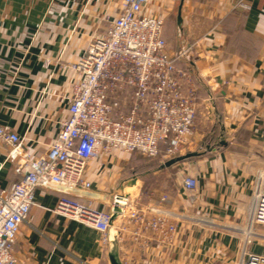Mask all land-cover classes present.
<instances>
[{
	"label": "crops",
	"instance_id": "0c3cea01",
	"mask_svg": "<svg viewBox=\"0 0 264 264\" xmlns=\"http://www.w3.org/2000/svg\"><path fill=\"white\" fill-rule=\"evenodd\" d=\"M239 1L151 0L146 9L164 20L167 52L199 43L178 65L192 75L185 91L193 89L198 103L187 150L210 151L149 175L153 182L141 195L148 174L136 173L134 154L114 151L89 164L92 187L77 198L101 211L111 210L116 195L130 196L145 212L154 204L170 215L179 236L166 246L136 240L123 218L103 245L93 228L53 212L60 191L40 188L14 245L19 264H113V258L118 264H239L245 249L264 254L263 231L245 246L264 171V0H246L247 10L237 8ZM119 12L120 0H0V125L17 132L32 157L47 152L68 117L76 75L64 65L76 62L93 36L107 34ZM9 151L0 143V191L20 180ZM167 151L162 144L158 166ZM187 177L198 181L193 193L184 188Z\"/></svg>",
	"mask_w": 264,
	"mask_h": 264
},
{
	"label": "built area",
	"instance_id": "2783aa9c",
	"mask_svg": "<svg viewBox=\"0 0 264 264\" xmlns=\"http://www.w3.org/2000/svg\"><path fill=\"white\" fill-rule=\"evenodd\" d=\"M150 1L120 0L119 15L108 33L93 36L85 53L64 65L76 75L67 97L68 117L45 154L32 157L19 134L0 125V143L10 147L7 160L16 159L20 177L11 190L0 191V264H19L14 245L40 188L60 191L53 212L93 228L103 245L111 243V232L123 218L136 240L152 239L166 246L179 236L170 215L154 204L145 212L131 204L130 196L116 195L111 210L101 211L77 199L92 187L86 174L93 160L114 151L157 160L160 145L169 137L167 159L190 145L198 103L193 89L185 91L192 86V75L178 64L190 58L199 43L187 44L175 54L167 52L164 20L147 13ZM237 6L249 8L246 0ZM183 185L191 193L198 189L194 177L185 178ZM166 200L167 195L160 196L161 203ZM253 203L245 246L258 239L256 230L264 227V171L256 181ZM239 264H264V254L245 249Z\"/></svg>",
	"mask_w": 264,
	"mask_h": 264
},
{
	"label": "water",
	"instance_id": "95a60500",
	"mask_svg": "<svg viewBox=\"0 0 264 264\" xmlns=\"http://www.w3.org/2000/svg\"><path fill=\"white\" fill-rule=\"evenodd\" d=\"M179 16H181V10L179 11ZM210 149L211 148L206 147V149L203 150V147H202L199 150H185L182 153H180L179 155L169 158L166 162L160 163V165L158 166L157 172L161 173L162 171H164L168 168H171L172 166H175V165H177L181 162H184L188 159L201 157L204 154H206L208 151H210ZM136 180H137V178L134 177L131 183L134 184ZM113 264H118V262L114 258H113Z\"/></svg>",
	"mask_w": 264,
	"mask_h": 264
},
{
	"label": "rangeland",
	"instance_id": "374dc122",
	"mask_svg": "<svg viewBox=\"0 0 264 264\" xmlns=\"http://www.w3.org/2000/svg\"><path fill=\"white\" fill-rule=\"evenodd\" d=\"M136 156V159L138 160V162H140V164L137 166V170H136V173H140V175H144V174H148V177H144L141 179V181L144 183V185H142L141 188V193H144V191L146 190V186L147 184H150L151 180L150 179L151 175L154 173V172H157L158 170V164L155 163L156 160L152 161L153 159H149V158H145L141 155H138V154H134ZM150 175V176H149ZM257 230L260 232V231H263L264 232V227H258Z\"/></svg>",
	"mask_w": 264,
	"mask_h": 264
},
{
	"label": "trees",
	"instance_id": "16d2710c",
	"mask_svg": "<svg viewBox=\"0 0 264 264\" xmlns=\"http://www.w3.org/2000/svg\"><path fill=\"white\" fill-rule=\"evenodd\" d=\"M169 140H170V137H169V139L166 141V142H164V143H162V144H165L166 146H167V149H169ZM161 144V145H162ZM160 145V146H161ZM153 182V179L151 180V182H150V184Z\"/></svg>",
	"mask_w": 264,
	"mask_h": 264
},
{
	"label": "bare ground",
	"instance_id": "6f19581e",
	"mask_svg": "<svg viewBox=\"0 0 264 264\" xmlns=\"http://www.w3.org/2000/svg\"><path fill=\"white\" fill-rule=\"evenodd\" d=\"M132 204V203H131ZM134 206V205H133Z\"/></svg>",
	"mask_w": 264,
	"mask_h": 264
}]
</instances>
